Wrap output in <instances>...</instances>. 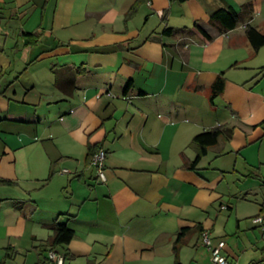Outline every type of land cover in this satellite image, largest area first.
Here are the masks:
<instances>
[{
    "label": "crops",
    "instance_id": "1",
    "mask_svg": "<svg viewBox=\"0 0 264 264\" xmlns=\"http://www.w3.org/2000/svg\"><path fill=\"white\" fill-rule=\"evenodd\" d=\"M231 9L222 30L211 15ZM247 27L264 29V0H0V264H36L54 221L74 232L65 264H174L184 227L179 264H213L202 231L264 264V65ZM217 126L231 136L188 169L193 136Z\"/></svg>",
    "mask_w": 264,
    "mask_h": 264
},
{
    "label": "trees",
    "instance_id": "2",
    "mask_svg": "<svg viewBox=\"0 0 264 264\" xmlns=\"http://www.w3.org/2000/svg\"><path fill=\"white\" fill-rule=\"evenodd\" d=\"M182 1V0H179ZM138 2H135L129 9L128 13L125 16V19L130 18L133 16L137 10ZM248 6L245 5L244 9H246ZM211 20L217 22L219 26L222 28V30H229L234 28L239 20L240 16L238 13H236L234 10H219L211 15ZM199 32L206 38L211 39V37L203 30L197 29ZM178 29L174 28H165L163 30V33L171 34L177 32ZM28 36H32L31 34H24ZM245 36L248 42L250 43L253 53L256 54L258 50L264 46V29L263 30H257L253 27H247L245 31ZM30 40V43L35 42ZM260 73H264V67L260 68ZM264 75V74H263ZM129 85V83H128ZM225 85V78H224V72L222 71L213 84L211 85L210 89V102L220 94H222L224 90ZM232 129H229L224 126H217L210 130L199 132L196 135L193 136L190 145L195 150V157L193 160L189 163L188 169H196V165L201 160L202 157H204L207 153L208 148L211 146H214L217 144L219 138H225L228 139L231 136ZM100 148L98 145H88L87 147V155L86 159L89 162L91 155ZM49 229L52 231V235L50 239L46 242V244L41 247L42 251L47 250L48 248H63L64 246L68 245L71 241V239L74 236L73 230L67 226L64 223H57L54 221L53 223L48 225ZM189 231L188 227H184L180 229V231L177 233L175 241L173 243V255H174V264H179L177 261L178 256V250L182 244V239L184 235Z\"/></svg>",
    "mask_w": 264,
    "mask_h": 264
},
{
    "label": "built area",
    "instance_id": "3",
    "mask_svg": "<svg viewBox=\"0 0 264 264\" xmlns=\"http://www.w3.org/2000/svg\"><path fill=\"white\" fill-rule=\"evenodd\" d=\"M111 97H115L109 92L106 93ZM97 97L100 94L96 95ZM125 100H129L127 96H121ZM105 159L106 151L103 148H98L90 157L89 165L95 170L98 181L105 182ZM62 172H67L63 170ZM251 222L256 225L264 235V211L258 213L251 218ZM201 244L207 249L213 264H235L230 260L224 252L225 240L220 238H212L207 231L201 232ZM67 259L66 253L60 248H48L43 257L36 264H65Z\"/></svg>",
    "mask_w": 264,
    "mask_h": 264
},
{
    "label": "rangeland",
    "instance_id": "4",
    "mask_svg": "<svg viewBox=\"0 0 264 264\" xmlns=\"http://www.w3.org/2000/svg\"><path fill=\"white\" fill-rule=\"evenodd\" d=\"M253 62H255L256 64H260V65H264V46L261 47L259 54L255 55L252 58ZM232 177L230 175L226 176V180L223 181V186H227L226 185V181H228L229 179H231Z\"/></svg>",
    "mask_w": 264,
    "mask_h": 264
}]
</instances>
